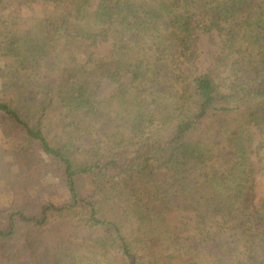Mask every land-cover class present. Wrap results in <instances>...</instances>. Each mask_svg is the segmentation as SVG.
Wrapping results in <instances>:
<instances>
[{
    "label": "trees",
    "instance_id": "trees-1",
    "mask_svg": "<svg viewBox=\"0 0 264 264\" xmlns=\"http://www.w3.org/2000/svg\"><path fill=\"white\" fill-rule=\"evenodd\" d=\"M94 2L0 0V264H264V0Z\"/></svg>",
    "mask_w": 264,
    "mask_h": 264
},
{
    "label": "rangeland",
    "instance_id": "rangeland-1",
    "mask_svg": "<svg viewBox=\"0 0 264 264\" xmlns=\"http://www.w3.org/2000/svg\"><path fill=\"white\" fill-rule=\"evenodd\" d=\"M95 4L97 0H94ZM200 38L197 42L196 53L192 57V61L186 63L185 66H189L195 73H202L207 71H212L215 68L216 58L220 53V39L216 33H205L203 31L199 32ZM112 45L110 42H106L98 46L96 49L98 56H106L110 53ZM115 88V84L109 80H105L102 84L100 90L101 96L109 94ZM260 141V134H256L255 147ZM0 143H2V137L0 133ZM254 165L257 170L256 175V202L260 206L264 198V149L257 150L256 154L253 156ZM18 167L14 168V175L17 176ZM51 181L57 182L53 177H50ZM15 182V179H12ZM58 183V190L63 197H66L64 187L62 183ZM12 197V193L7 191L4 185H0V205L8 203Z\"/></svg>",
    "mask_w": 264,
    "mask_h": 264
}]
</instances>
